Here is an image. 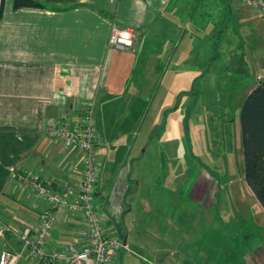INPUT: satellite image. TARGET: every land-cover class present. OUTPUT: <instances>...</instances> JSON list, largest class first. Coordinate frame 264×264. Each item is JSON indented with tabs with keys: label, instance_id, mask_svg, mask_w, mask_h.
<instances>
[{
	"label": "crops",
	"instance_id": "obj_1",
	"mask_svg": "<svg viewBox=\"0 0 264 264\" xmlns=\"http://www.w3.org/2000/svg\"><path fill=\"white\" fill-rule=\"evenodd\" d=\"M36 1L44 6L14 10L13 0H0V227L10 228L0 240V249L19 248V232L29 228L32 235L39 213L46 206L43 198L10 178L12 170L20 168L39 174L44 179L59 182V189L69 196L75 193L81 178V154L49 139L46 127L63 113L80 114L91 96L96 99V149L100 168L111 165L109 175L112 176L105 186L100 175L95 205L109 230L123 233L126 243L129 240L133 244L131 232L134 226L128 223L127 227L123 222L122 227L120 221L132 208L130 205L128 209L126 203L128 192L135 196L141 187L139 180L134 184L127 182L131 169L125 160L141 157L139 148L134 147L136 141L130 140L129 127H135L131 123L137 119L139 109L151 100L147 97L148 91L154 87L148 80H155L160 73L162 78L186 80L188 90L183 94H198L195 83L191 85L190 81L210 77L208 70L216 64L215 56L211 58V54L215 55V45L211 41L217 33L216 6L211 7V0ZM226 4L228 6V0ZM232 8L238 12L239 22L248 25L252 48V54L247 55L242 67L246 77L242 84L243 95L239 97L237 90L228 87V104L235 93L238 95L236 109L239 116L244 97L257 85L256 76L253 75L252 81L250 73L264 72V50L261 53L257 50L260 42L264 43V27L255 10ZM114 25L131 32L133 47L118 49L109 45ZM201 51L207 53L203 61ZM174 57V71H169V66L163 69L161 64ZM205 63L207 70L203 67ZM116 128L125 130V143L120 146L125 152L116 146V142L123 139L124 131L118 130L119 139L116 140ZM243 185L244 189L233 186L237 189L233 193L237 194L235 191L240 189L254 197L244 177ZM201 187L198 184L191 191L199 201L206 190ZM145 203L148 206V201ZM222 216L215 211V216L207 215V218L213 222L216 219L228 222L227 213ZM55 217L48 248L77 239L81 225L78 214L56 210ZM229 221L236 227L243 224L239 219ZM241 227L243 229V225ZM143 232L155 231L152 226H144ZM140 243L136 247L145 251L148 259L165 264H185L179 259L177 250H167L150 241ZM221 251L228 254L227 250ZM253 252L255 255L250 264H264L263 244ZM17 264L39 263L25 253Z\"/></svg>",
	"mask_w": 264,
	"mask_h": 264
},
{
	"label": "rangeland",
	"instance_id": "obj_2",
	"mask_svg": "<svg viewBox=\"0 0 264 264\" xmlns=\"http://www.w3.org/2000/svg\"><path fill=\"white\" fill-rule=\"evenodd\" d=\"M214 6L217 9V33L211 41L215 45V55L211 54V58L215 56L216 64L208 70L210 77L191 80L190 84L195 83L198 90V94L191 95L182 93L188 90L189 84L184 79L162 78L160 73L155 80H148L154 87L148 91L147 97L151 100L139 109L137 119L131 123L135 127H129L130 140L136 141L134 147L139 148L141 157L124 159L131 169L127 182L134 184L139 180L141 187L135 196L128 192L126 203L128 209L130 205L132 208L129 215L120 219L122 227L123 222L127 227L128 223L134 226L131 232L133 244L129 240L126 243L123 233L120 235L116 229L110 231L128 247L119 251L112 264H145L143 258L147 254L136 247L145 241L163 245L167 250H177L179 259L185 264H250L255 255L253 250L259 244L264 247V211L250 193L245 194L240 189L235 191L237 194L233 193L237 190L233 186L244 189V185L236 109L238 95L235 93L228 104V87L237 90L239 97L243 95L242 84L246 77L242 67L247 55L252 54V48L248 38L250 29L239 22L238 12L232 7L246 6L235 0H228V6L226 0H211V7ZM262 36L264 39V32ZM260 43L257 50L261 53L264 43ZM205 55L207 53L201 51V61ZM175 57L164 61L162 68L169 66V71H174ZM257 73H250V79ZM90 100L94 101L96 112L95 96L88 97L86 102ZM120 129L123 128L114 129L117 137ZM125 136L124 140L116 139L118 149L125 143ZM96 157L105 185L112 177L109 175L111 165L100 168L98 149ZM198 184L201 189H206L200 201L191 192ZM215 211L221 216L227 213L228 222L208 219L207 215L215 216ZM231 218L242 220L243 224L236 227L229 221ZM80 220L82 223L81 216ZM144 226H152L155 232L144 233Z\"/></svg>",
	"mask_w": 264,
	"mask_h": 264
},
{
	"label": "built area",
	"instance_id": "obj_3",
	"mask_svg": "<svg viewBox=\"0 0 264 264\" xmlns=\"http://www.w3.org/2000/svg\"><path fill=\"white\" fill-rule=\"evenodd\" d=\"M235 1L254 9L264 24V0ZM108 43L112 47L126 49L133 47V37L128 29L114 25ZM256 80L257 84H264V72H258ZM94 114L95 103L90 100L85 103L80 114L73 116L63 113L46 127L49 139L57 140L63 147L77 150L81 154V178L73 196L59 189V183L54 180H45L39 174L20 168L12 170L11 179L43 198L46 206L39 213L38 224L32 235L29 228H23L19 232V248L0 249V264H17L25 253L33 256L39 264H112L119 251L128 248L121 238L110 232L95 205L100 169L96 157L97 130ZM56 210L78 214L82 223L77 231V239L48 248L56 221ZM6 230L10 231V228L0 229V240L4 239ZM143 260L145 264H164L147 258Z\"/></svg>",
	"mask_w": 264,
	"mask_h": 264
},
{
	"label": "trees",
	"instance_id": "obj_4",
	"mask_svg": "<svg viewBox=\"0 0 264 264\" xmlns=\"http://www.w3.org/2000/svg\"><path fill=\"white\" fill-rule=\"evenodd\" d=\"M36 0H13V9L43 7ZM243 177L264 210V84L258 83L244 97L239 109Z\"/></svg>",
	"mask_w": 264,
	"mask_h": 264
}]
</instances>
